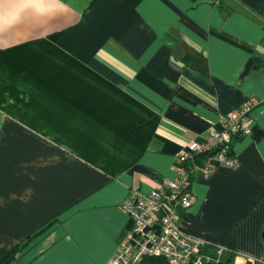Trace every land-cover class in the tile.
Returning <instances> with one entry per match:
<instances>
[{"label": "crops", "instance_id": "crops-1", "mask_svg": "<svg viewBox=\"0 0 264 264\" xmlns=\"http://www.w3.org/2000/svg\"><path fill=\"white\" fill-rule=\"evenodd\" d=\"M263 26L264 0H0V261L33 237L10 264H107L124 201L255 99L238 166L213 159L175 210L184 234L262 262Z\"/></svg>", "mask_w": 264, "mask_h": 264}, {"label": "built area", "instance_id": "built-area-1", "mask_svg": "<svg viewBox=\"0 0 264 264\" xmlns=\"http://www.w3.org/2000/svg\"><path fill=\"white\" fill-rule=\"evenodd\" d=\"M257 105L258 101L251 99L223 118L221 131L210 133L203 143L190 142L177 155L172 168L174 178L166 181L163 188L153 189L146 195L134 193L124 201L122 209L130 224L107 264H140L151 257L163 258L167 264H224L222 257L226 250H205L209 246L205 241L180 231L175 208L189 209L193 203V176H209L212 172L213 159L203 165H193L195 157L249 135V114ZM214 159L226 168L238 166L237 159L227 158L224 152ZM189 163L193 165L191 176L186 169ZM233 255L234 264H255L242 255Z\"/></svg>", "mask_w": 264, "mask_h": 264}, {"label": "trees", "instance_id": "trees-1", "mask_svg": "<svg viewBox=\"0 0 264 264\" xmlns=\"http://www.w3.org/2000/svg\"><path fill=\"white\" fill-rule=\"evenodd\" d=\"M259 11H260V9H258L257 12L259 13ZM263 29H264V26H263ZM254 62H255L254 70L257 72H260L262 67L264 66V56L263 57H255ZM237 139L238 138L233 139L230 143H228L226 145H220V146L215 147L214 149H212L206 153L197 155L195 157V161H194L193 165L194 164L203 165L208 160L217 158L219 156V154L222 152H224V154L227 158L235 157L234 152H233V146H234ZM193 165L190 163L186 165V169L188 170V173L190 174V176L192 175ZM32 239H33V237H30L27 240L26 244L23 245L22 247L24 248L27 245V243L32 241ZM22 247H16L15 249H13L5 258H3L0 261V264H10L15 259L16 254L18 253V251ZM205 250H213V248L211 246H207L205 248ZM223 254L225 256V260L223 261L224 264H234V261L232 260V258L234 256L233 253L228 252V251H224ZM140 264H167V262L163 258L151 257V258L143 259ZM255 264H264V259L262 262H257Z\"/></svg>", "mask_w": 264, "mask_h": 264}, {"label": "rangeland", "instance_id": "rangeland-1", "mask_svg": "<svg viewBox=\"0 0 264 264\" xmlns=\"http://www.w3.org/2000/svg\"><path fill=\"white\" fill-rule=\"evenodd\" d=\"M222 259L225 260V256H224V254H223ZM232 260L235 262V258H234V256H233Z\"/></svg>", "mask_w": 264, "mask_h": 264}]
</instances>
